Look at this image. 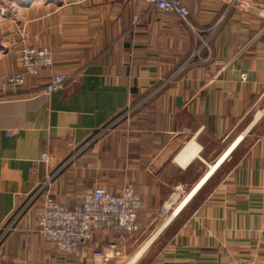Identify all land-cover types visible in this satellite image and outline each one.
Here are the masks:
<instances>
[{
  "label": "crops",
  "instance_id": "crops-1",
  "mask_svg": "<svg viewBox=\"0 0 264 264\" xmlns=\"http://www.w3.org/2000/svg\"><path fill=\"white\" fill-rule=\"evenodd\" d=\"M180 2L187 20L144 0H0V264H98L93 251L111 240L124 256L108 264L126 260L128 234L97 232L79 254L44 239L35 193L49 175L67 206L95 186L131 184L140 225L231 148L144 264L264 260V0ZM136 14L145 24L135 32ZM23 45L50 47L54 66L3 92L5 77L22 71ZM60 72L73 75L65 89L37 92Z\"/></svg>",
  "mask_w": 264,
  "mask_h": 264
},
{
  "label": "built area",
  "instance_id": "built-area-1",
  "mask_svg": "<svg viewBox=\"0 0 264 264\" xmlns=\"http://www.w3.org/2000/svg\"><path fill=\"white\" fill-rule=\"evenodd\" d=\"M144 1L149 9L175 12L183 20L188 18L189 11L180 0ZM144 24L143 15L136 14L132 17L133 31L141 30ZM205 46L206 41L202 40L195 54H199ZM19 61L22 71L13 72L5 77L1 86L3 92L25 86L28 76L37 77L43 68L54 66L52 50L47 46L23 45L19 51ZM72 79V74L56 73L46 84L40 86L37 92L48 95L63 90ZM241 79H247L246 72L241 73ZM133 110L134 108H129L122 117L130 116ZM118 120L100 129L96 136L109 131ZM50 160V154L46 151L42 152L40 161L48 164ZM52 179L53 177L49 175L40 185L35 196L40 194L43 196V209L38 218L39 232L58 252L79 254L83 245L93 242L97 232L132 235L139 230L138 214L143 207V199L131 184H125L118 192L95 186L87 190L79 202L67 206L52 197ZM123 256L120 243L116 240H111L102 249L93 251L94 261L98 264H108L111 259H121ZM236 264H264V260H240Z\"/></svg>",
  "mask_w": 264,
  "mask_h": 264
},
{
  "label": "rangeland",
  "instance_id": "rangeland-1",
  "mask_svg": "<svg viewBox=\"0 0 264 264\" xmlns=\"http://www.w3.org/2000/svg\"><path fill=\"white\" fill-rule=\"evenodd\" d=\"M175 191L179 192L180 190L179 188H175ZM189 200L186 202V204L189 202ZM176 205L177 203L176 204L167 203L166 206L164 205L166 208L165 210H164V206H160L159 208H154L153 210H147V209L145 210L146 213H148L149 218L144 222L140 223L139 230L130 236L128 248L126 251L127 258L125 261H122L121 264H127L133 258L130 262L131 264L134 260H136L141 254L143 255L145 252L146 253L141 261H143V264L146 263L151 258L152 254L155 253V251L159 247H161L164 243H166L170 239L171 235L174 233L175 229L177 228L179 219L173 221L171 223L172 225H170L167 229L165 228L168 225L164 227L163 230L165 231L163 232L162 230L156 237H154L153 234L162 225V223H164L165 219H167L171 215ZM184 206L182 207V209L184 208ZM179 212L177 213V215L179 214Z\"/></svg>",
  "mask_w": 264,
  "mask_h": 264
},
{
  "label": "bare ground",
  "instance_id": "bare-ground-1",
  "mask_svg": "<svg viewBox=\"0 0 264 264\" xmlns=\"http://www.w3.org/2000/svg\"><path fill=\"white\" fill-rule=\"evenodd\" d=\"M232 149V148H231ZM229 149L225 155H222V157L216 162V164L211 166V170L209 171V173L205 176V178H203L199 184L197 185V187H195L191 192H189L184 198H182L180 201H178L179 197L178 195H174L171 200H169V204H175L177 201V205L176 207L173 209V212L171 213V215L165 219L164 223H162V225L157 229V231L153 234L154 237L157 236V234L159 232H161V230L167 226V224L169 223V221L171 220V218L175 217L177 215V213L182 209V207L186 204V202L192 197V195L195 193V191L199 188V186L201 184H203V182L207 179V177L215 170V168H217V166L223 161V159L225 158V156L230 152ZM168 209V207H167Z\"/></svg>",
  "mask_w": 264,
  "mask_h": 264
},
{
  "label": "water",
  "instance_id": "water-1",
  "mask_svg": "<svg viewBox=\"0 0 264 264\" xmlns=\"http://www.w3.org/2000/svg\"><path fill=\"white\" fill-rule=\"evenodd\" d=\"M171 220H172V218H171ZM171 220H170V221H171ZM170 221H169V223H170ZM169 223H168V224H169ZM168 224H167V225H168ZM165 227H166V226H165ZM163 229H164V228H163ZM163 229H162V230H163ZM162 230H161V231H162ZM159 233H160V232H159ZM159 233H158V234H159ZM158 234H157V235H158Z\"/></svg>",
  "mask_w": 264,
  "mask_h": 264
}]
</instances>
